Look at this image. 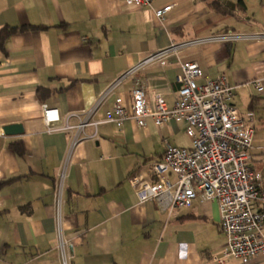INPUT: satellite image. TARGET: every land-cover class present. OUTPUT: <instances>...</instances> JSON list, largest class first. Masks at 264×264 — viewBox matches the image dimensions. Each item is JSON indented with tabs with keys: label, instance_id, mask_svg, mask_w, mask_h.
Masks as SVG:
<instances>
[{
	"label": "crops",
	"instance_id": "0c3cea01",
	"mask_svg": "<svg viewBox=\"0 0 264 264\" xmlns=\"http://www.w3.org/2000/svg\"><path fill=\"white\" fill-rule=\"evenodd\" d=\"M243 1L246 10L223 15L209 0H153L150 7L0 0V38L4 28L18 29L0 45V264H61L54 185L62 168L70 264H205L223 250L227 237L215 200L199 196L193 206L168 212L153 200L141 202L129 182L137 173L153 178L151 163L162 158L166 141L191 146L186 121L157 126L149 118L141 127L130 119L118 128L102 120L117 98L131 108L138 79L153 105L162 96L173 106L181 64L198 63L200 83L224 73L235 87L233 104L256 130L249 165L264 177V92L253 85L264 76V39L181 46L228 29L264 33V0ZM167 5L172 9L161 21L154 9ZM168 48L162 60L146 61ZM45 104L59 111L56 128L79 125L90 109L97 123L50 131ZM12 124L23 131L6 134ZM248 264H264V253Z\"/></svg>",
	"mask_w": 264,
	"mask_h": 264
},
{
	"label": "built area",
	"instance_id": "2783aa9c",
	"mask_svg": "<svg viewBox=\"0 0 264 264\" xmlns=\"http://www.w3.org/2000/svg\"><path fill=\"white\" fill-rule=\"evenodd\" d=\"M125 1L148 7L153 2ZM171 9L172 5H167L155 8L154 13L163 21ZM259 39H264V33L228 29L193 38L181 46ZM171 49L157 52L146 61L162 60ZM142 64L131 68L126 75L132 74ZM202 77L203 71L198 63H182L177 76L180 88L173 106H169L162 96H157L153 105L146 97L143 82L138 79L132 88L131 108L122 98H117L102 122L114 123L122 128L130 119L141 127L147 125L149 118L157 126L171 121H186V134L191 146L175 147L166 141L162 158L151 163L153 178L137 173L129 177V182L141 202L153 200L168 212L193 206L199 196L215 200L227 241L223 250L214 253L205 264H227L230 259L248 264L255 256L264 253V212L261 211L264 206V177L249 165L256 130L254 124L248 122L244 113L233 104L235 87L228 83L226 74L200 83ZM253 85L258 93H263L264 76L254 79ZM43 108L50 131L83 129L97 123L90 121V109L85 121L79 125L67 124L56 128L54 123L60 121L58 109L46 104ZM170 174L175 176V181L169 178ZM65 181L66 173L62 168L55 179L54 213L61 264H70L68 248L71 243L64 234Z\"/></svg>",
	"mask_w": 264,
	"mask_h": 264
},
{
	"label": "trees",
	"instance_id": "16d2710c",
	"mask_svg": "<svg viewBox=\"0 0 264 264\" xmlns=\"http://www.w3.org/2000/svg\"><path fill=\"white\" fill-rule=\"evenodd\" d=\"M209 6L217 13L223 14V15H235L237 11L239 10H246V5L243 0H238L236 3L230 2L229 0H209ZM31 29L39 28L37 26H28ZM18 29L17 28H4L1 33L0 38V45L3 46V37L10 36L13 33H15ZM15 149L18 151L19 154L22 153L21 148L16 147V144H14ZM262 212H264V206L262 207Z\"/></svg>",
	"mask_w": 264,
	"mask_h": 264
},
{
	"label": "water",
	"instance_id": "95a60500",
	"mask_svg": "<svg viewBox=\"0 0 264 264\" xmlns=\"http://www.w3.org/2000/svg\"><path fill=\"white\" fill-rule=\"evenodd\" d=\"M6 134H18L23 131V126L21 124H12L4 127Z\"/></svg>",
	"mask_w": 264,
	"mask_h": 264
}]
</instances>
